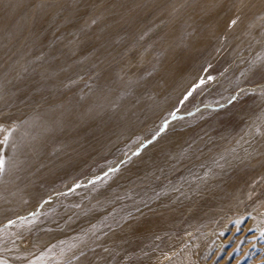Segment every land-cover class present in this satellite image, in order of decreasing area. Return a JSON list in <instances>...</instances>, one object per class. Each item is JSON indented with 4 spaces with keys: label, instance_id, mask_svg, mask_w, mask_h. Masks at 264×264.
<instances>
[{
    "label": "rangeland",
    "instance_id": "obj_1",
    "mask_svg": "<svg viewBox=\"0 0 264 264\" xmlns=\"http://www.w3.org/2000/svg\"><path fill=\"white\" fill-rule=\"evenodd\" d=\"M0 264H264V0H0Z\"/></svg>",
    "mask_w": 264,
    "mask_h": 264
}]
</instances>
